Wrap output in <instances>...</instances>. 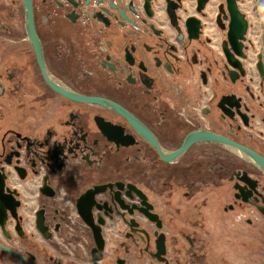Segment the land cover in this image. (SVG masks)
Segmentation results:
<instances>
[{"label":"flooded vegetation","instance_id":"1","mask_svg":"<svg viewBox=\"0 0 264 264\" xmlns=\"http://www.w3.org/2000/svg\"><path fill=\"white\" fill-rule=\"evenodd\" d=\"M28 1L46 69L63 88L122 106L168 151L202 128L264 157L257 0L238 2L248 19V56L235 81L224 51L226 0ZM240 103L252 107L242 106L248 125ZM197 184L196 195L213 199L214 230L233 232L239 246L232 250H264L262 171L214 141H197L165 161L127 116L57 91L28 39L26 1L0 0V264H188V254L172 245L179 239L186 250L193 233L203 236V213L176 214L195 203ZM96 186L104 189L91 216L103 250L78 207ZM224 200L226 218L215 213ZM41 211L46 231L37 225ZM161 234L166 251L157 255Z\"/></svg>","mask_w":264,"mask_h":264},{"label":"water","instance_id":"2","mask_svg":"<svg viewBox=\"0 0 264 264\" xmlns=\"http://www.w3.org/2000/svg\"><path fill=\"white\" fill-rule=\"evenodd\" d=\"M26 1V24H27V33L28 39L31 41L32 45L34 46L35 50L37 51V56L39 62L43 68L44 75L49 83L59 92L65 94L66 96L72 97L78 101L84 102H97L108 106L109 108L127 116L133 124L146 136V138L151 142L157 149L159 150L161 156L165 161H172L180 157L189 147H191L197 141H214L223 144L227 149L235 153L236 155L240 156L247 162L253 164L257 167L260 171L264 173V157L257 153L256 151L252 150L251 148L243 145L231 138L211 132L206 129H199L191 132L185 138L181 147L175 151H168L164 149L157 139L152 136V133L137 119L135 118L129 111L124 109L122 106L101 98L97 96H86L78 93H72L67 89L60 86L57 81H55L48 73L45 62H44V55H43V48L41 44V40L37 35V32L34 27V19H33V11L32 6L28 0ZM227 2V15L224 16L225 20H229L228 23V31H227V39L224 41V51L227 60L228 68L231 67L232 69L229 70V74L232 77V80L235 81L236 78L239 76L238 72H241L242 75L246 73V65L244 63V59L247 58L248 54L244 51V48H248L245 46L244 41L246 40V33L248 29V19L246 18V14L240 9L239 7V0H226ZM261 7L264 15V1L257 0V5L255 10ZM259 16V15H258ZM225 27V26H223ZM263 33H262V46L261 51L258 54L259 60L257 62V68L259 70L260 76L262 81L264 82V21L262 23ZM235 73V75H234ZM227 96L224 97L223 101ZM242 106L246 110V112H250L252 109L249 104L245 103L242 105L241 103L238 104L239 114L245 119L246 124H249L248 113L244 112ZM131 186V185H130ZM122 187V185L120 186ZM104 189L102 186H96L94 189L88 190L79 200L78 207L80 214L85 219L87 223L96 227L94 225L92 216H91V208L94 200V196L97 192H100ZM49 193L50 189H43ZM145 212H147L145 210ZM43 212H39V217L37 219V225L40 229L46 231L47 226L44 224V216ZM148 213V212H147ZM152 220H158V216L156 214L148 213ZM102 223V221H100ZM158 224L161 225L160 221ZM95 238L100 250H103L104 247V239L101 235L100 227H96L95 229ZM1 246V245H0ZM157 250L158 254L161 255L166 251V244H165V235L161 234L159 239L157 240Z\"/></svg>","mask_w":264,"mask_h":264},{"label":"rangeland","instance_id":"3","mask_svg":"<svg viewBox=\"0 0 264 264\" xmlns=\"http://www.w3.org/2000/svg\"><path fill=\"white\" fill-rule=\"evenodd\" d=\"M214 4H215V2L213 0V5ZM210 12H212V14H213L212 16H215L214 6H212V5L210 7ZM256 22L260 23V18L259 19L256 18ZM207 31L209 32L210 30L207 29ZM211 32H212V30H211ZM218 38L220 41L219 35H218ZM252 67L255 68V64ZM256 87H258V85H256ZM260 108H263V106H260ZM211 150L212 149H210L209 151H211ZM213 153L215 154V151ZM216 153L218 155H222V154L226 155L225 152L222 153L220 150H217ZM160 184H161V182H160ZM198 185L199 184L192 185L193 189H195V192L192 193V197H193V195H195V198H196L195 203H192L190 206H188L186 208V212H183V209H184L183 206L179 207L180 209L178 208V210H176V214H177V216L181 217L182 215H186V214H188V216H190V214L196 215L200 212L203 213V215L205 216L203 221L206 224V228L204 230V233H202L204 237L200 236L198 233H193L191 240H189L190 245L188 244V241L185 243L186 250H184L182 248V246H184V245L178 239V241H176L172 245L173 248H175L174 250H178L179 248L182 249L181 251L179 250L180 251L179 253H181L183 251V255L185 257L188 254V256H189L188 264H259L260 262H262V259H264V250H253V251L252 250H232V248L234 246H239L236 243V241L234 239H232L231 233H233V232L231 230H229L228 232L222 234V233H218L214 230L215 222H219V221L216 219V217L214 218V216L211 215L212 212L215 211L214 204L213 205L210 204L211 200H213V199H211L209 193H207L206 195H200V196L196 195V194H198L196 192L199 191L197 189L199 187H201ZM189 188H190V186L188 188H185V190L191 191V190H189ZM158 191H160V189ZM161 192H166V190L161 191ZM161 192L157 193L159 195L158 197L160 199L166 200L167 199V197H166L167 193L163 194ZM182 196H183V191L179 193V198L181 200L186 198L185 196H183L184 198ZM177 198H178V194H177ZM225 200L221 204L215 203L216 205H218V206H216V212L215 213L223 215L224 218L231 215V211L226 210L228 203ZM160 208L165 210V208L168 209L169 206H160ZM184 213H186V214H184ZM165 215H167V214L165 213ZM220 222H221V220H220ZM226 222L228 225L231 224L230 220L226 219ZM197 225H200V227H201L204 224L198 222ZM198 229H197V232H198ZM243 235L245 238L248 236V234H243ZM180 240H182L181 237H180ZM250 245H252V244L250 243L247 246H250ZM241 246H245V245H244V242L242 243L240 241V247ZM169 247H171L170 244H169ZM219 248H220V250H219ZM186 259H187V257H186Z\"/></svg>","mask_w":264,"mask_h":264},{"label":"crops","instance_id":"4","mask_svg":"<svg viewBox=\"0 0 264 264\" xmlns=\"http://www.w3.org/2000/svg\"><path fill=\"white\" fill-rule=\"evenodd\" d=\"M246 1L248 2V4H252V3H253V0H246ZM257 25H258V23H257ZM256 34H257V35L260 34V30L257 31Z\"/></svg>","mask_w":264,"mask_h":264}]
</instances>
